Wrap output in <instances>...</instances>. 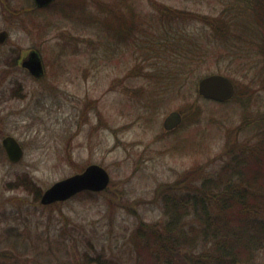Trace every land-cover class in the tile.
I'll return each mask as SVG.
<instances>
[{"label": "rangeland", "instance_id": "1", "mask_svg": "<svg viewBox=\"0 0 264 264\" xmlns=\"http://www.w3.org/2000/svg\"><path fill=\"white\" fill-rule=\"evenodd\" d=\"M129 1L145 29L129 44L113 36L118 0H56L64 12H27L22 26L5 20L0 9V28L10 23L0 72L4 50L16 44L37 48L44 65L38 79L20 74L22 94L9 92L10 79L0 83V264H137L145 254L144 237L165 224L164 197L194 191L225 164L236 142L250 146L256 140L255 121L264 117L258 56L231 61L210 42L176 95L156 90L153 79V66L169 55L163 37L179 31L211 37L204 17L215 18L225 0ZM160 4L190 13L182 30L146 32ZM122 22L126 30L129 21ZM210 73L228 76L237 93L224 102L195 100L198 78ZM171 110L180 111L182 121L165 130ZM5 135L23 148L16 163L1 146ZM90 163L109 174L100 192L44 205L25 187L41 193ZM242 264H264V247Z\"/></svg>", "mask_w": 264, "mask_h": 264}, {"label": "trees", "instance_id": "2", "mask_svg": "<svg viewBox=\"0 0 264 264\" xmlns=\"http://www.w3.org/2000/svg\"><path fill=\"white\" fill-rule=\"evenodd\" d=\"M224 2V8L215 18L204 17L210 25L211 37L205 35L202 39H194L183 31L163 37L169 55L166 54L162 63L153 66L156 90L160 88L163 94L179 93L180 85L205 58L203 51L210 42L216 51H225L231 61L234 57H243V62L248 63L249 57L258 56L259 75L264 87V0ZM133 7L129 0H118V33L113 36L122 44H129V39L136 40L138 33L145 31L139 13L130 11ZM122 8L126 11L123 12ZM64 9L65 5L58 6L55 0L42 9L28 6L27 12H64ZM189 14L160 4L151 23L153 29L147 28L146 32L152 34L159 30L166 35L170 27L182 30L191 17ZM122 20L129 21L126 30ZM148 42L156 48L152 50L156 54L158 47L153 44V39ZM172 54L175 59H171ZM237 91L236 87L235 94ZM194 98L200 96L197 94ZM181 111H185V106H181ZM255 123L260 130L253 145L236 142L232 149L229 148L225 164L216 174L206 176L194 191H187L179 197H164L165 224L161 231L153 228L144 237L147 243L142 246L145 254L139 255L137 264H242L264 247V117ZM0 156L3 157L1 150ZM25 187L33 190L35 199H38L39 189L27 183ZM78 194L94 193L82 191ZM188 222L190 225L184 226ZM199 243L206 250L197 251ZM153 244L154 248L150 249L148 245Z\"/></svg>", "mask_w": 264, "mask_h": 264}, {"label": "water", "instance_id": "3", "mask_svg": "<svg viewBox=\"0 0 264 264\" xmlns=\"http://www.w3.org/2000/svg\"><path fill=\"white\" fill-rule=\"evenodd\" d=\"M38 6H45L53 0H35ZM3 32H0V41L3 39ZM25 66L35 75L43 73L42 61L35 51H30ZM234 83L226 75L221 73H210L198 79L196 85L197 93L206 99L216 101H227L234 94ZM182 121V114L178 110H171L163 119L162 125L165 130H172ZM6 158L11 163H16L23 156V148L19 141L12 135H5L1 139ZM107 170L97 164L90 163L81 171L73 173L64 178L58 179L47 186L39 198L41 204L47 205L56 201H65L80 191L87 190L99 192L109 184Z\"/></svg>", "mask_w": 264, "mask_h": 264}, {"label": "flooded vegetation", "instance_id": "4", "mask_svg": "<svg viewBox=\"0 0 264 264\" xmlns=\"http://www.w3.org/2000/svg\"><path fill=\"white\" fill-rule=\"evenodd\" d=\"M53 0L52 2H54ZM18 2V4H17ZM52 2L45 6H38L36 4L35 0H0V9L3 12V17L5 20L8 22L14 21L18 22L17 25L22 26V17L27 15L28 11V6L29 8L31 7H37L38 9H42L48 5H50ZM36 10H34L35 12ZM41 11V10H40ZM10 23L8 25H4L3 27L0 28V32H3L4 37L0 41V47H4L5 44L10 42L9 36H10ZM30 51H35L38 53L41 61V55L40 52L37 48H29L28 50H22L21 47L16 44V45H11L9 48L4 50V54L2 56L1 62L3 63V68L0 72V83L4 79H10L11 87L9 89L10 93H24L26 91V88L21 80L22 76H25L26 74H29L32 78H40L44 74V71L40 75H35L33 74L24 64V62L28 58V54ZM43 65V61H42ZM44 69V65H43ZM13 78H10L11 75H13ZM20 74H23L20 77ZM235 88V86H234ZM24 91V92H23ZM59 202V201H56ZM55 203V202H53Z\"/></svg>", "mask_w": 264, "mask_h": 264}, {"label": "bare ground", "instance_id": "5", "mask_svg": "<svg viewBox=\"0 0 264 264\" xmlns=\"http://www.w3.org/2000/svg\"><path fill=\"white\" fill-rule=\"evenodd\" d=\"M41 194H42V192L40 193L39 198H40Z\"/></svg>", "mask_w": 264, "mask_h": 264}]
</instances>
